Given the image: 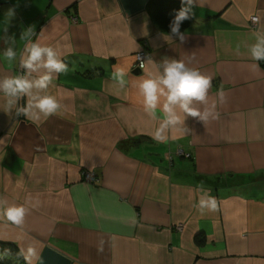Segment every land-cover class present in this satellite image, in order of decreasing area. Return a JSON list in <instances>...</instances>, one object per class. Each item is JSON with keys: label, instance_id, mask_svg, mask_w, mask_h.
<instances>
[{"label": "crops", "instance_id": "1", "mask_svg": "<svg viewBox=\"0 0 264 264\" xmlns=\"http://www.w3.org/2000/svg\"><path fill=\"white\" fill-rule=\"evenodd\" d=\"M183 6L0 0V52L14 36L19 58L20 35L35 26L33 39L69 64L48 89L57 114L33 122L0 111V204L29 208L22 225L0 216L1 243L35 245L38 264H264V61L253 70L247 51L264 27L248 16H264V0H197L181 44L167 33ZM169 58L210 74V101L220 90L225 100L218 119L189 117L187 131L169 130L178 139L158 144L162 118L143 111L134 82ZM115 67L131 68L125 88L111 78ZM21 71L0 60V78ZM204 191L217 210L199 209Z\"/></svg>", "mask_w": 264, "mask_h": 264}, {"label": "clouds", "instance_id": "2", "mask_svg": "<svg viewBox=\"0 0 264 264\" xmlns=\"http://www.w3.org/2000/svg\"><path fill=\"white\" fill-rule=\"evenodd\" d=\"M183 7L178 10L170 23L168 37L178 40L181 44L187 39V33L181 31L182 23L190 19L193 5L197 0H182ZM8 19L14 16V11L7 12ZM248 19L256 25L264 26V16L250 15ZM36 35L35 26L24 28L20 39L26 41L25 47L19 52L15 48L16 38L6 36L5 44L8 46L0 52V60L9 64L18 62L22 69L20 74L0 78V95L5 100V105L0 111L15 117H24L33 122L41 117L48 118L57 114L61 104L56 95L50 94L48 89L53 85L59 74L69 71V64L63 54L56 47L33 39ZM165 41L168 39L163 35ZM247 51L253 70H259L260 62L264 61V27L254 33V42L247 45ZM139 59V57H137ZM140 67L144 69V61ZM131 68L115 67L112 80L125 88ZM142 97L143 111L153 119H161L162 123L152 134V139L158 144H168L178 139L170 136L169 130L185 128L186 120L196 118L206 124L210 120L218 119L217 104L223 103L225 93H217L218 101L209 98L210 89L213 87V77L199 67L193 66L191 60L183 58H169L156 66L155 72H148L145 78L134 82ZM21 101H24L21 104ZM201 211H215L218 202L209 192L204 191L198 201ZM29 208L21 205L0 204V216L7 221L22 225ZM19 255L26 264H38L40 252L33 244L20 247Z\"/></svg>", "mask_w": 264, "mask_h": 264}, {"label": "trees", "instance_id": "3", "mask_svg": "<svg viewBox=\"0 0 264 264\" xmlns=\"http://www.w3.org/2000/svg\"><path fill=\"white\" fill-rule=\"evenodd\" d=\"M0 264H23L16 245L0 242Z\"/></svg>", "mask_w": 264, "mask_h": 264}, {"label": "built area", "instance_id": "4", "mask_svg": "<svg viewBox=\"0 0 264 264\" xmlns=\"http://www.w3.org/2000/svg\"><path fill=\"white\" fill-rule=\"evenodd\" d=\"M137 57H139V59H137ZM146 60H147V54L143 48L142 50H140L136 53V64H135L136 68L142 69L140 67V63H141V61H144V65H146ZM85 179L89 182L95 181V177L90 173H85Z\"/></svg>", "mask_w": 264, "mask_h": 264}, {"label": "water", "instance_id": "5", "mask_svg": "<svg viewBox=\"0 0 264 264\" xmlns=\"http://www.w3.org/2000/svg\"><path fill=\"white\" fill-rule=\"evenodd\" d=\"M137 70H135V73L136 74H139L140 72H141V69H138V68H136Z\"/></svg>", "mask_w": 264, "mask_h": 264}]
</instances>
